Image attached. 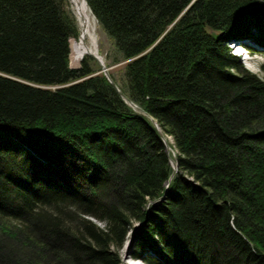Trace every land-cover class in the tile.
I'll return each mask as SVG.
<instances>
[{
  "label": "trees",
  "instance_id": "obj_1",
  "mask_svg": "<svg viewBox=\"0 0 264 264\" xmlns=\"http://www.w3.org/2000/svg\"><path fill=\"white\" fill-rule=\"evenodd\" d=\"M86 2L126 97L70 66L69 0H0V264H118L133 222L148 264H264V77L229 45L264 53V0Z\"/></svg>",
  "mask_w": 264,
  "mask_h": 264
},
{
  "label": "rangeland",
  "instance_id": "obj_2",
  "mask_svg": "<svg viewBox=\"0 0 264 264\" xmlns=\"http://www.w3.org/2000/svg\"><path fill=\"white\" fill-rule=\"evenodd\" d=\"M69 6L76 15L74 5H73L71 0H69ZM91 16L93 17V20L95 22L96 32L98 34V41H97L98 49H97V51H98L99 55L101 57H103L105 64L109 67V71L114 74V76L118 79L119 82H121L122 78H123V71H124V65H125L126 60H120L117 62L114 61V58L119 57L120 53L115 48L113 39L100 27L95 16H93L92 14H91ZM247 42H250V40H248ZM229 45H230L232 51L239 55L242 63L247 68H249L251 71L259 74L260 76L264 77V53L258 52V53L251 54L248 51V48L243 46V44H241L240 41H230ZM254 46L262 48L258 44H254ZM244 48L247 49V52L241 53V49L243 50ZM97 72H100V71H97ZM169 140H170V142L172 141L171 137ZM8 220L10 221V223L16 222L13 219H8ZM94 220H96V219H94ZM96 222L100 223L101 225L104 224L102 222H99L98 220H96ZM137 226H138L137 222L132 223L131 227L129 228L128 233L126 234V237H125L121 247L118 249V254H117L118 264H136V263L137 264H148L145 257L134 255L135 245H136V231H137L136 229H137ZM143 255H145V254H143Z\"/></svg>",
  "mask_w": 264,
  "mask_h": 264
},
{
  "label": "bare ground",
  "instance_id": "obj_3",
  "mask_svg": "<svg viewBox=\"0 0 264 264\" xmlns=\"http://www.w3.org/2000/svg\"><path fill=\"white\" fill-rule=\"evenodd\" d=\"M71 1L74 5L79 23V36L77 38H71L70 40V64L72 66H77L85 53H92L98 55L100 58L101 56L97 51L98 34L96 32V25L87 6V2L85 0ZM242 52L244 53L241 49V53ZM167 145L169 148L171 147V144L169 145L167 143Z\"/></svg>",
  "mask_w": 264,
  "mask_h": 264
},
{
  "label": "water",
  "instance_id": "obj_4",
  "mask_svg": "<svg viewBox=\"0 0 264 264\" xmlns=\"http://www.w3.org/2000/svg\"><path fill=\"white\" fill-rule=\"evenodd\" d=\"M86 1V0H85ZM71 40V39H70ZM88 54H91V55H93L98 61H99V63H100V65H101V70L100 71H102V72H104V74L109 78V80L117 87V89L119 90V92L124 96V97H126L125 96V94L121 91V89L119 88V86L117 85V83L112 79V77H111V74H110V71H109V67L105 64V62H104V60H103V58L101 57H99L98 55H95V54H92V53H88ZM80 62H81V60H80ZM80 62L78 63V65L77 66H72L71 64H70V66H72V67H79L80 66ZM35 85H37V84H35ZM44 87H49V86H44ZM128 101H129V103L131 104V105H133V106H137L132 100H130V99H128ZM154 120V122L156 123V120L155 119H153ZM157 124V123H156ZM163 138H164V141H165V145H166V150H167V152H169V146L167 145V141H166V137L163 135ZM170 161H171V164H172V166H173V168H174V171H173V173L177 170V162L174 160V158L171 156L170 157ZM168 184V181L166 182V185ZM165 196V194H163L162 196H161V198H163Z\"/></svg>",
  "mask_w": 264,
  "mask_h": 264
}]
</instances>
